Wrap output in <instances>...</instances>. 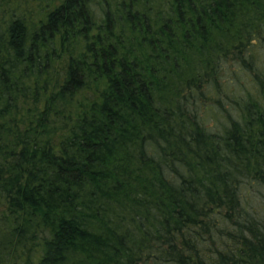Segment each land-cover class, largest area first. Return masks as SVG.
Wrapping results in <instances>:
<instances>
[{"label":"trees","instance_id":"1","mask_svg":"<svg viewBox=\"0 0 264 264\" xmlns=\"http://www.w3.org/2000/svg\"><path fill=\"white\" fill-rule=\"evenodd\" d=\"M256 46L264 0H0V264H264Z\"/></svg>","mask_w":264,"mask_h":264},{"label":"rangeland","instance_id":"2","mask_svg":"<svg viewBox=\"0 0 264 264\" xmlns=\"http://www.w3.org/2000/svg\"><path fill=\"white\" fill-rule=\"evenodd\" d=\"M253 53L255 52V54H258V57H257V64H261L264 62V48L260 47V46H256V47H253ZM233 64H234V67H236L237 65L235 63H232V62H229V67L227 68V70H225L224 72V75L228 81H229V86L227 87L228 88V92L230 93V95H228V97H224V103H226L227 105L229 106H232L230 104V100L229 99H235L237 97V94L238 93H235V90L239 93H245L246 92V89H243L244 86L246 85V88H249L251 89V91L253 90L254 88V85L255 83L253 82L252 80V74H250L249 72H244V71H239L237 74H232V69H233ZM238 83H241L242 84V91H241V88L238 87ZM241 91V92H240ZM234 92V93H232ZM210 101L209 100L207 103L210 104ZM203 113L205 114V118H206V121H208L209 125L212 126L213 128H219L220 126V123L223 122V115L220 113V114H216L212 111H209V112H206L205 113V110L203 111Z\"/></svg>","mask_w":264,"mask_h":264}]
</instances>
